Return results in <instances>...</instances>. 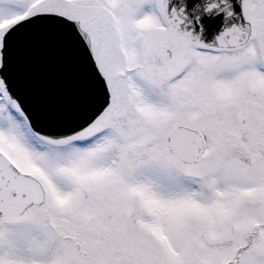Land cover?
Listing matches in <instances>:
<instances>
[{
	"label": "snow or ice",
	"instance_id": "snow-or-ice-1",
	"mask_svg": "<svg viewBox=\"0 0 264 264\" xmlns=\"http://www.w3.org/2000/svg\"><path fill=\"white\" fill-rule=\"evenodd\" d=\"M0 264H264V0H0Z\"/></svg>",
	"mask_w": 264,
	"mask_h": 264
}]
</instances>
